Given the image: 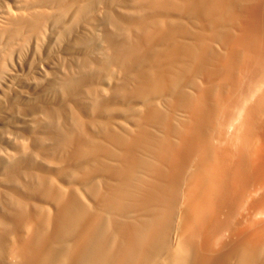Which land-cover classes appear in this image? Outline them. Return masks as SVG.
Segmentation results:
<instances>
[{
	"label": "bare ground",
	"instance_id": "1",
	"mask_svg": "<svg viewBox=\"0 0 264 264\" xmlns=\"http://www.w3.org/2000/svg\"><path fill=\"white\" fill-rule=\"evenodd\" d=\"M0 264H264V0H0Z\"/></svg>",
	"mask_w": 264,
	"mask_h": 264
},
{
	"label": "rangeland",
	"instance_id": "2",
	"mask_svg": "<svg viewBox=\"0 0 264 264\" xmlns=\"http://www.w3.org/2000/svg\"><path fill=\"white\" fill-rule=\"evenodd\" d=\"M25 72H27V69H25V70L23 71V74H24L23 77H24L25 75H26V76L28 75L27 73L25 74ZM26 76H25V77H26ZM23 90H26V88L23 89Z\"/></svg>",
	"mask_w": 264,
	"mask_h": 264
}]
</instances>
